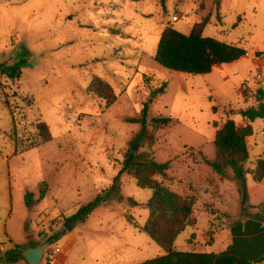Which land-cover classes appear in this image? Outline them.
I'll list each match as a JSON object with an SVG mask.
<instances>
[{
	"label": "rangeland",
	"instance_id": "obj_1",
	"mask_svg": "<svg viewBox=\"0 0 264 264\" xmlns=\"http://www.w3.org/2000/svg\"><path fill=\"white\" fill-rule=\"evenodd\" d=\"M164 6L162 0H0V264H25L6 260L15 246L22 254L43 247L39 264L66 263L75 254L66 253L69 241L80 232V248L98 255L120 245L116 255L126 256L117 238L125 222L119 216L127 213L144 225L152 197L133 177H121V202L100 207L86 224L72 218L112 186L140 132L145 106L154 145L136 144L135 151H149L167 164L168 177L158 180L196 200L197 224L178 237L176 250L219 254L231 244L230 231L218 227L245 219L241 198L235 181L216 175L209 162L216 159L218 127L228 118L244 127L249 121L240 112L264 103V70L253 64L256 52H264V0H164ZM207 17L205 38L240 46L248 56L206 75L178 73L155 62L166 27L189 36ZM23 60L19 78L1 72ZM95 77L115 91L117 101L109 108L89 91ZM158 118L170 122L154 128ZM258 121L248 141L249 169L264 146V119ZM41 122L52 136L44 144ZM128 199L139 205L132 209ZM73 220L77 227L69 231ZM140 232L143 251L136 262L161 250ZM111 259L100 264H113Z\"/></svg>",
	"mask_w": 264,
	"mask_h": 264
},
{
	"label": "trees",
	"instance_id": "obj_2",
	"mask_svg": "<svg viewBox=\"0 0 264 264\" xmlns=\"http://www.w3.org/2000/svg\"><path fill=\"white\" fill-rule=\"evenodd\" d=\"M164 6V0H162ZM209 23L205 18L195 24L191 34L186 36L174 27H166L159 39L155 62L160 66L178 73L190 75L210 74L215 67L232 64L247 56V51L237 45L227 44L214 38H205L203 30ZM257 57L264 52H256ZM26 60L2 69L1 72L11 79L19 78ZM89 91L99 99H104L106 108L117 101L113 88L101 78L95 77ZM264 99L261 92L260 100ZM148 108L145 106L139 120L141 129L134 140L139 147L154 145V136L148 129ZM240 115L249 121L244 127H238L235 121L228 118L215 134L216 159L209 162L213 171L221 178H232L241 198V214L244 221L231 226L232 243L219 254L179 253L174 250L175 242L188 227L197 224L193 216L195 199L184 198L166 187L158 177L167 178L168 165L157 162L149 151H134L125 155L122 166L108 191L98 195L88 204L82 206L72 219L88 218L97 208L108 205L112 201L121 202V177L126 174L135 179L137 187L152 191L147 203L149 218L142 230L166 253V256L144 262L142 264H264V153L258 158L255 168L250 170L245 164L250 159L248 139L254 135L252 123L264 119V103L257 108L241 111ZM169 119H153L154 128L167 126ZM41 143H48L52 136L44 122L38 124ZM45 191L40 193L38 201L45 198ZM33 195H26V205L30 209L34 205ZM133 207L138 203L128 199ZM129 222L131 217L127 216ZM212 238V237H211ZM15 246L4 254L6 260L18 262L25 259V252ZM2 261L0 256V262ZM28 263V262H27Z\"/></svg>",
	"mask_w": 264,
	"mask_h": 264
},
{
	"label": "crops",
	"instance_id": "obj_3",
	"mask_svg": "<svg viewBox=\"0 0 264 264\" xmlns=\"http://www.w3.org/2000/svg\"><path fill=\"white\" fill-rule=\"evenodd\" d=\"M248 56V54H247ZM246 57V56H245ZM243 57V58H245ZM256 61H253V64L256 68H262L264 70V56H260V57H256ZM258 120H261V119H258ZM258 120H256L254 123H252V126H253V129H254V133H255V128H254V125L256 123H260ZM222 127V126H221ZM221 127H218V128H221ZM218 130V129H217ZM253 137V136H252ZM250 139V138H249ZM248 139V141H249ZM248 143V142H247ZM258 147V146H257ZM261 152L259 154V157L264 153V146L261 147ZM249 151L250 148H249ZM250 160V159H249ZM258 160V159H257ZM257 162V161H256ZM256 165V164H255ZM255 168V166H254ZM254 168H251L250 170L254 169ZM249 169V168H247ZM213 170V169H212ZM215 173V172H214ZM216 174V173H215ZM217 175V174H216ZM135 201V200H134ZM196 202V201H195ZM138 203V202H137ZM139 205V204H138ZM137 205V206H138ZM110 205H104V206H101V207H109ZM135 206V207H137ZM135 207H133L132 209H134ZM100 208V207H99ZM97 208V209H99ZM96 209V210H97ZM95 210V211H96ZM126 212V209L124 210ZM94 213V211H93ZM93 213L86 219L83 220V222L86 224L87 221H89V219H91ZM214 216V215H213ZM129 217L132 218V222H129L128 219H127V213L125 214H120L119 216V219H123L125 220V222H123L121 228H119L118 232H117V238H119L121 240V244L124 248L127 249V253H126V256H117L116 253L118 252L117 249H120V245H117L115 247H112L111 249H109V251H104L102 252L101 254H94V252H91L89 251L86 247H84V245L82 244V247L80 248L78 245L79 241H82L83 240V237H84V234L82 232L78 233L79 235L77 237H73L70 241H69V244L66 248V253H73V250H74V255H71L70 258L66 261H62V262H59V260H57V264H100V262L106 260L107 258H110L112 257V263L113 264H142L144 262H147V261H150V260H154V259H157V258H161V257H164L166 256V253L164 252V250L162 248H160L161 250H154V253L157 254L156 256L152 257L151 259H146V260H143V261H140V262H136L134 260L138 259L137 256L140 255V253H142V247L140 245V229H142V227L144 225H140L138 223V221H136V218H134V216L130 215ZM245 217V216H244ZM149 218V217H148ZM195 218V217H194ZM196 219V218H195ZM246 219V218H245ZM244 219V220H245ZM148 220V219H147ZM146 220V221H147ZM243 220V221H244ZM75 223H74V227L73 229L77 227V220H73ZM197 221V219H196ZM238 222V221H236ZM235 222V223H236ZM146 223V222H145ZM213 223H215V221L213 220ZM234 224V223H233ZM228 225V227H224L223 224H221V222L219 223V227H218V230H228L230 231L231 233V226L233 225ZM103 227V225H100ZM215 227H217V225H215ZM104 228V227H103ZM104 232L106 233H114L116 234L115 230L113 231V229L108 226L106 228H104ZM180 236V235H179ZM149 237V236H148ZM150 238V237H149ZM151 239V238H150ZM178 239V238H177ZM152 240V239H151ZM210 240H212V238L210 237V239L207 240V243L208 244H211L212 241L210 242ZM153 241V240H152ZM177 241V240H176ZM154 242V241H153ZM155 243V242H154ZM232 243V242H231ZM193 243H191L192 245ZM157 245V244H156ZM175 245H176V242H175ZM228 248V247H227ZM174 250L176 252H179V253H195V254H214V253H198V252H181V251H177L176 248L174 247ZM61 252V250H60ZM112 254V255H111ZM135 256V258L132 259L133 263L131 261L128 262V259L131 258V256ZM25 264H28L27 262H25ZM49 264H55V262H50Z\"/></svg>",
	"mask_w": 264,
	"mask_h": 264
},
{
	"label": "water",
	"instance_id": "obj_4",
	"mask_svg": "<svg viewBox=\"0 0 264 264\" xmlns=\"http://www.w3.org/2000/svg\"><path fill=\"white\" fill-rule=\"evenodd\" d=\"M137 148L136 144L133 145V150L135 151ZM74 223H67L66 228L67 230H72L74 227ZM25 259L28 264H39L44 258V248L43 247H34L28 249L25 254Z\"/></svg>",
	"mask_w": 264,
	"mask_h": 264
},
{
	"label": "built area",
	"instance_id": "obj_5",
	"mask_svg": "<svg viewBox=\"0 0 264 264\" xmlns=\"http://www.w3.org/2000/svg\"><path fill=\"white\" fill-rule=\"evenodd\" d=\"M256 77L258 79H261V76L260 75H257ZM54 251H55V253H58V252H60V249L59 248H55Z\"/></svg>",
	"mask_w": 264,
	"mask_h": 264
}]
</instances>
